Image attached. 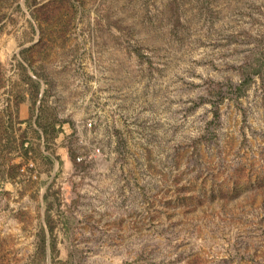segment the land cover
<instances>
[{
	"label": "rangeland",
	"instance_id": "1",
	"mask_svg": "<svg viewBox=\"0 0 264 264\" xmlns=\"http://www.w3.org/2000/svg\"><path fill=\"white\" fill-rule=\"evenodd\" d=\"M0 264H264V0H0Z\"/></svg>",
	"mask_w": 264,
	"mask_h": 264
}]
</instances>
